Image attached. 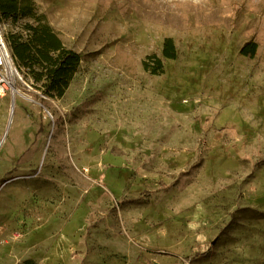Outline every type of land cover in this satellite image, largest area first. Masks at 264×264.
Returning <instances> with one entry per match:
<instances>
[{
	"label": "rangeland",
	"instance_id": "1",
	"mask_svg": "<svg viewBox=\"0 0 264 264\" xmlns=\"http://www.w3.org/2000/svg\"><path fill=\"white\" fill-rule=\"evenodd\" d=\"M32 1L81 64L0 98V264H264V0Z\"/></svg>",
	"mask_w": 264,
	"mask_h": 264
},
{
	"label": "trees",
	"instance_id": "2",
	"mask_svg": "<svg viewBox=\"0 0 264 264\" xmlns=\"http://www.w3.org/2000/svg\"><path fill=\"white\" fill-rule=\"evenodd\" d=\"M20 16L31 17L38 25L28 26V40L11 43L14 55L24 68L30 69L31 66L37 65L39 72L34 76L35 81L44 83L43 88L47 95L60 100L67 93L79 70L81 56L65 47L52 26L46 22V17L37 13L32 0H0V19L16 20ZM257 49L256 43H248L241 49L240 55L254 59ZM163 56L169 60L178 58L173 39L165 41ZM151 62H154V66H151ZM144 68L153 75L164 73L163 61L156 55L147 58Z\"/></svg>",
	"mask_w": 264,
	"mask_h": 264
},
{
	"label": "built area",
	"instance_id": "3",
	"mask_svg": "<svg viewBox=\"0 0 264 264\" xmlns=\"http://www.w3.org/2000/svg\"><path fill=\"white\" fill-rule=\"evenodd\" d=\"M19 69L11 42L0 26V98L16 91L18 83L22 81Z\"/></svg>",
	"mask_w": 264,
	"mask_h": 264
},
{
	"label": "bare ground",
	"instance_id": "4",
	"mask_svg": "<svg viewBox=\"0 0 264 264\" xmlns=\"http://www.w3.org/2000/svg\"><path fill=\"white\" fill-rule=\"evenodd\" d=\"M18 92L17 90L14 91V93ZM14 112H15V105L12 107V111H11V114H10V118H9V124H12L13 123V120H14ZM5 136V135H4ZM4 138V137H3Z\"/></svg>",
	"mask_w": 264,
	"mask_h": 264
}]
</instances>
